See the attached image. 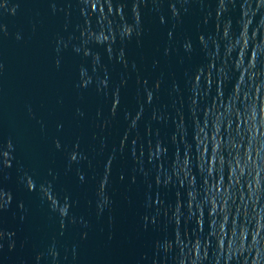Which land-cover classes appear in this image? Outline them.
Segmentation results:
<instances>
[{
    "label": "water",
    "instance_id": "obj_1",
    "mask_svg": "<svg viewBox=\"0 0 264 264\" xmlns=\"http://www.w3.org/2000/svg\"><path fill=\"white\" fill-rule=\"evenodd\" d=\"M0 264H264V0H0Z\"/></svg>",
    "mask_w": 264,
    "mask_h": 264
}]
</instances>
